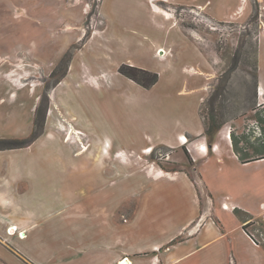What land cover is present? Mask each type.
Segmentation results:
<instances>
[{
    "label": "rangeland",
    "instance_id": "1",
    "mask_svg": "<svg viewBox=\"0 0 264 264\" xmlns=\"http://www.w3.org/2000/svg\"><path fill=\"white\" fill-rule=\"evenodd\" d=\"M0 83V183L33 223L0 234V264L107 242L176 264L217 232L192 257L264 264V160L217 158L204 134L214 117L221 141L264 153V0H0Z\"/></svg>",
    "mask_w": 264,
    "mask_h": 264
},
{
    "label": "crops",
    "instance_id": "2",
    "mask_svg": "<svg viewBox=\"0 0 264 264\" xmlns=\"http://www.w3.org/2000/svg\"><path fill=\"white\" fill-rule=\"evenodd\" d=\"M166 15H170L168 11L166 12ZM164 53H166V51H161L159 53V56L162 57ZM11 83H13V81H10L9 85H11ZM14 84H16V83H14ZM1 85L2 84L0 83V86ZM260 90L262 91L261 88H260ZM11 94H13V93H11ZM3 101H4V99L0 98V103ZM14 102L16 103V100ZM72 130L75 133H72V132L69 133L71 130H67V134H69V135L71 134L70 135L71 138H75L73 134H76L77 135L76 138L78 140H80V135H79L80 131L77 129H72ZM198 133L199 132L194 131L193 135L196 134L198 136ZM178 140L183 145L189 142L187 137L185 138L184 135H180L179 138L177 139V141L171 143L170 146L172 148H178L179 146H181L179 144ZM198 140L199 141L197 142L196 148L190 147L191 148L190 149V151H191L190 155H191V158H193V161H195L196 158L203 156L208 151V146H207L205 138L199 137ZM107 146H104V147H107ZM108 147H110V149H111L110 145ZM101 148H103V147H101ZM209 148L212 149L213 155L216 156L217 158H219L221 155H224L227 158H229V160H231L237 166H242V165L248 164V163H240L239 159H237V156L235 155V153L233 151L231 144L228 142H225V141L224 142L221 141V139L219 138V134L215 135V140H214L213 144L211 145V147H209ZM147 149H149V150H147ZM84 150H86V148ZM150 150H151V146H148L146 149H144V153H146V154L151 153ZM109 153H110V151H109ZM118 153H120V151H118ZM193 153H196V156H194ZM259 161H261V160H259ZM254 162H257V161H254ZM249 163H253V162H249ZM148 172H150V171H148ZM1 178H2V175H0V181H2ZM5 181L8 182L7 185L6 184L2 185L0 183V205L10 208L9 210H10L11 214H10V212H7L5 214H1V216L5 217L6 221L3 223L0 222V234L3 237H8L10 235H14L15 232H17L18 235L20 236V234H24V233L26 234V232H28L33 227V223L31 222L29 217H26L25 214L21 215L15 211V208L20 206V204L17 202L16 198L17 197H19V198L24 197L26 195L18 194L20 192V190L17 188L18 186H16L17 180H12L10 182V180L7 177H5ZM15 188H17V189H15ZM8 200H11L12 202L11 201L9 202ZM1 216H0V218H1ZM209 224H211V223H208L206 227L211 226L210 228H213L212 225H209ZM8 229L11 230L9 232V235L7 233H5V231H7ZM21 237H23V236H21ZM213 237H214L213 239L207 240V241L201 243L202 251L204 250V248L206 246L212 244L214 241L216 242V239L220 238L218 232H217V236L216 237L213 236ZM241 238L243 240L244 239L247 240L246 238H248V237L242 233ZM111 244H112V242L110 244H108V242L106 243V246H105L106 250H104L102 252V254L100 255L101 257H70L71 254L64 253L63 257H33V258H31V260L35 264H116V262L118 263L120 261H122V262H120V264H144L145 263L144 259H141V257H128L127 255L123 256L121 254L118 255V257H115L113 254L114 251L112 249L113 244L112 245ZM209 247L210 246L206 247V249H208ZM125 248H127V247H125ZM198 250L199 249H193V247H192L188 250H185V254H182L180 257L178 256V253L177 254L173 253L175 255L174 257H178V258H175V262L177 260H180L176 264H207L211 259H217L218 258V257H200V258L199 257H192L195 255V252H197ZM202 251H199L197 253H200ZM196 258H199L200 262ZM12 259L16 264H22L21 263L22 261H20L19 259H16L14 257L13 258L9 257L10 261ZM196 260H198V262H196Z\"/></svg>",
    "mask_w": 264,
    "mask_h": 264
},
{
    "label": "trees",
    "instance_id": "3",
    "mask_svg": "<svg viewBox=\"0 0 264 264\" xmlns=\"http://www.w3.org/2000/svg\"><path fill=\"white\" fill-rule=\"evenodd\" d=\"M204 134L207 137V139H209V142L211 143L210 140H213L215 135L217 134V132L219 131L220 125L217 124L216 120L214 119V117H211L208 121H206L204 119ZM212 144V143H211ZM210 144V145H211ZM237 142L232 140V148L233 151L235 153V155L237 156V158L239 159V161L241 163H249V162H254V161H259V160H263L264 159V153L256 155L253 157V155H251L250 153H247L246 151L242 152L238 147H237ZM261 149L260 148H256V151H260V152H264V142L261 144ZM245 150V149H244ZM255 152V151H254ZM257 153V152H255Z\"/></svg>",
    "mask_w": 264,
    "mask_h": 264
},
{
    "label": "bare ground",
    "instance_id": "4",
    "mask_svg": "<svg viewBox=\"0 0 264 264\" xmlns=\"http://www.w3.org/2000/svg\"><path fill=\"white\" fill-rule=\"evenodd\" d=\"M260 95V94H259ZM261 95H263V94H261ZM227 137L230 139V134L229 135H227Z\"/></svg>",
    "mask_w": 264,
    "mask_h": 264
},
{
    "label": "built area",
    "instance_id": "5",
    "mask_svg": "<svg viewBox=\"0 0 264 264\" xmlns=\"http://www.w3.org/2000/svg\"><path fill=\"white\" fill-rule=\"evenodd\" d=\"M230 133L228 132V134L227 135H229ZM223 206H225V205H223ZM226 207V206H225ZM224 208V207H223Z\"/></svg>",
    "mask_w": 264,
    "mask_h": 264
}]
</instances>
